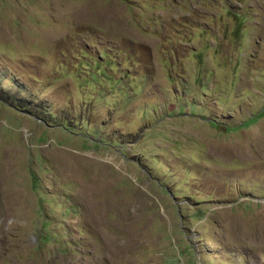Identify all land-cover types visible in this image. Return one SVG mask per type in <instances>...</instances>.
<instances>
[{
  "label": "rangeland",
  "instance_id": "obj_1",
  "mask_svg": "<svg viewBox=\"0 0 264 264\" xmlns=\"http://www.w3.org/2000/svg\"><path fill=\"white\" fill-rule=\"evenodd\" d=\"M0 264H264V0H0Z\"/></svg>",
  "mask_w": 264,
  "mask_h": 264
},
{
  "label": "bare ground",
  "instance_id": "obj_2",
  "mask_svg": "<svg viewBox=\"0 0 264 264\" xmlns=\"http://www.w3.org/2000/svg\"><path fill=\"white\" fill-rule=\"evenodd\" d=\"M3 171V170H2ZM5 172V171H4ZM2 177H3V175H2ZM6 180V179H5Z\"/></svg>",
  "mask_w": 264,
  "mask_h": 264
}]
</instances>
